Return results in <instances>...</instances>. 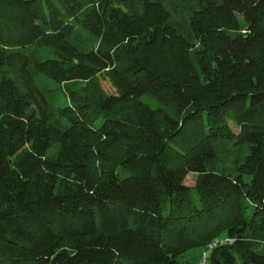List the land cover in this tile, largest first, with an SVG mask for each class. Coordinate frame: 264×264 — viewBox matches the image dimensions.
<instances>
[{
	"label": "trees",
	"instance_id": "trees-1",
	"mask_svg": "<svg viewBox=\"0 0 264 264\" xmlns=\"http://www.w3.org/2000/svg\"><path fill=\"white\" fill-rule=\"evenodd\" d=\"M199 246L264 264V0H0V264Z\"/></svg>",
	"mask_w": 264,
	"mask_h": 264
},
{
	"label": "rangeland",
	"instance_id": "rangeland-1",
	"mask_svg": "<svg viewBox=\"0 0 264 264\" xmlns=\"http://www.w3.org/2000/svg\"><path fill=\"white\" fill-rule=\"evenodd\" d=\"M49 56H51V54H49ZM36 82H37V84L48 83L52 87L55 86V83L46 74H43V73L38 74L36 76ZM99 82H100L101 87L105 91L109 92L112 90V86H111L110 82L106 78H104L102 75L99 76ZM141 99L143 102L148 103L152 107L157 106V102L149 94L142 95ZM194 179H195L194 174H188L185 178V183L192 185L194 183ZM213 242L215 243V241H213ZM213 242H212V244H213ZM205 252L208 253V248L206 246L195 247V248H192V249L186 251L182 256L179 257L178 260L182 263L183 262H192L195 264H206L204 261Z\"/></svg>",
	"mask_w": 264,
	"mask_h": 264
},
{
	"label": "built area",
	"instance_id": "built-area-1",
	"mask_svg": "<svg viewBox=\"0 0 264 264\" xmlns=\"http://www.w3.org/2000/svg\"><path fill=\"white\" fill-rule=\"evenodd\" d=\"M224 242H228V243H231L232 242V239H228V238H224V239H222ZM223 241H221V240H219V242H223ZM218 243V241L217 240H215V243L213 242V244L211 243V244H209L208 245V247H212V246H214L215 244H217Z\"/></svg>",
	"mask_w": 264,
	"mask_h": 264
}]
</instances>
